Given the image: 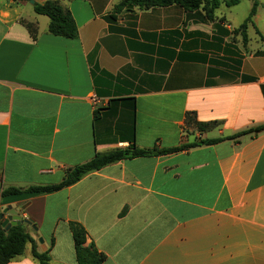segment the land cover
Masks as SVG:
<instances>
[{
    "label": "crops",
    "instance_id": "obj_1",
    "mask_svg": "<svg viewBox=\"0 0 264 264\" xmlns=\"http://www.w3.org/2000/svg\"><path fill=\"white\" fill-rule=\"evenodd\" d=\"M52 1L72 13L77 39L51 35L31 0H0L1 212L12 206L33 222L37 230L24 226L51 264H78L72 222L103 264H264V132L123 160L52 193L1 197L58 185L97 153L264 125V0L246 45L234 32L253 0L223 3L214 21L176 5L112 20L121 0ZM194 122L217 126L200 132ZM9 264H38L31 243Z\"/></svg>",
    "mask_w": 264,
    "mask_h": 264
},
{
    "label": "trees",
    "instance_id": "obj_2",
    "mask_svg": "<svg viewBox=\"0 0 264 264\" xmlns=\"http://www.w3.org/2000/svg\"><path fill=\"white\" fill-rule=\"evenodd\" d=\"M241 1L242 0H121L113 7L110 13V18L116 20L118 15L124 12L133 11V9L147 11L154 8H164L176 5L180 6L187 12H195L201 9L204 11L206 18L209 21H214L215 12L223 3L230 8L238 5ZM253 1L254 5L248 18L234 32L235 34H241L245 45L248 42L247 29L257 12L260 0ZM34 11L36 14L45 16L49 19L48 32L51 35L71 40L78 38L79 31L72 13L63 8L58 1L48 0L43 4H36L34 6ZM27 28L33 36H36L37 28L34 24H27ZM97 115L98 113L95 115V118ZM191 121V116H189L188 122ZM194 124L200 132H204L209 127L217 126L216 122H194ZM261 132H264V125L241 131L233 136L202 140L177 148L155 150L141 149L133 146L126 149L112 150L107 153H97L91 161L68 170L64 180L58 185L31 187L28 189L7 188L2 192L1 197L6 198L33 193H52L74 185L85 176L123 160L177 153L201 145H215L225 141H235L243 136L256 135ZM70 230L73 235L78 264H103L105 262L106 256L103 253H100L93 244L87 245V232L83 226L72 222L70 223ZM28 243H31L32 245V255L38 264H51L50 253H42L38 250L37 240L32 237L24 225L12 227L7 232L0 229V264H9L16 258L22 256Z\"/></svg>",
    "mask_w": 264,
    "mask_h": 264
},
{
    "label": "water",
    "instance_id": "obj_3",
    "mask_svg": "<svg viewBox=\"0 0 264 264\" xmlns=\"http://www.w3.org/2000/svg\"><path fill=\"white\" fill-rule=\"evenodd\" d=\"M31 4L36 5L33 1H31ZM0 222V229H3L5 232L9 231L12 227L21 225H28L37 230L31 220L23 218L12 206H8L0 213Z\"/></svg>",
    "mask_w": 264,
    "mask_h": 264
},
{
    "label": "built area",
    "instance_id": "obj_4",
    "mask_svg": "<svg viewBox=\"0 0 264 264\" xmlns=\"http://www.w3.org/2000/svg\"><path fill=\"white\" fill-rule=\"evenodd\" d=\"M92 102H93V105H94L95 107H98V106L101 104V102H100V100L98 99L97 96H93V97H92Z\"/></svg>",
    "mask_w": 264,
    "mask_h": 264
},
{
    "label": "rangeland",
    "instance_id": "obj_5",
    "mask_svg": "<svg viewBox=\"0 0 264 264\" xmlns=\"http://www.w3.org/2000/svg\"><path fill=\"white\" fill-rule=\"evenodd\" d=\"M32 1V0H31ZM29 4H31V3H29ZM29 7H30V5H28Z\"/></svg>",
    "mask_w": 264,
    "mask_h": 264
}]
</instances>
